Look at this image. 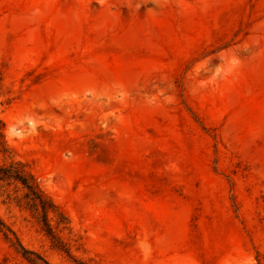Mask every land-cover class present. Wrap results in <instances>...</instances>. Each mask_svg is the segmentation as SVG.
I'll return each mask as SVG.
<instances>
[{"label":"rangeland","instance_id":"1","mask_svg":"<svg viewBox=\"0 0 264 264\" xmlns=\"http://www.w3.org/2000/svg\"><path fill=\"white\" fill-rule=\"evenodd\" d=\"M0 166V264H264V0H0Z\"/></svg>","mask_w":264,"mask_h":264},{"label":"trees","instance_id":"2","mask_svg":"<svg viewBox=\"0 0 264 264\" xmlns=\"http://www.w3.org/2000/svg\"><path fill=\"white\" fill-rule=\"evenodd\" d=\"M0 180L2 181L13 180L22 185V187L25 189L23 198L25 199L26 204L31 209H33V211H36L41 214L45 223L47 233L55 238L56 236L48 222V214L50 211H52L55 215H62V212L59 209V207L54 204L51 198H49L41 190V188L35 183L33 176L23 175L22 172L12 167L0 166ZM0 230L3 232L5 238L8 241H11V238L9 237L7 232H11L13 234L14 232L10 230V228L1 219H0ZM14 245H18V247L22 249L24 253L28 252L22 247L18 239H17V243H14Z\"/></svg>","mask_w":264,"mask_h":264}]
</instances>
